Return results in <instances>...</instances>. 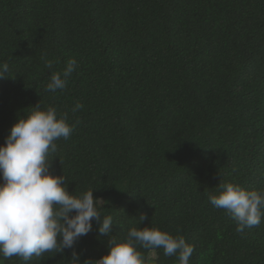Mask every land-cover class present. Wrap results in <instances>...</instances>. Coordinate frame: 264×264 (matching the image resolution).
Segmentation results:
<instances>
[{
    "label": "trees",
    "instance_id": "obj_1",
    "mask_svg": "<svg viewBox=\"0 0 264 264\" xmlns=\"http://www.w3.org/2000/svg\"><path fill=\"white\" fill-rule=\"evenodd\" d=\"M70 58L66 88L47 91ZM0 62V143L31 105L66 112L74 131L55 142L50 171L70 192L93 188L111 235L157 226L194 246L189 264H264V219L238 233L208 199L224 182L264 191V0H0ZM108 241L93 221L80 261ZM140 251L145 264H178Z\"/></svg>",
    "mask_w": 264,
    "mask_h": 264
},
{
    "label": "clouds",
    "instance_id": "obj_2",
    "mask_svg": "<svg viewBox=\"0 0 264 264\" xmlns=\"http://www.w3.org/2000/svg\"><path fill=\"white\" fill-rule=\"evenodd\" d=\"M77 66L70 58L60 71L53 70L46 90H64ZM45 67L53 62L45 59ZM9 65L0 62V79L8 77ZM83 108L77 103L73 113ZM68 114L55 106L31 105L17 115L4 142L0 143V257L21 258L25 264L45 253L71 250L73 264H83L77 242L93 230L96 221L100 236H108V249L87 264H145L143 249H162L175 256L178 264H189L194 246L183 235H172L157 226H132L126 234L111 235L113 217L102 215L104 200L94 197L93 188L69 191L63 174L50 171L57 140H67L74 131ZM211 205L223 209L236 221V232L261 224L264 219V191L246 189L238 183L224 182L208 194ZM145 219L140 215L138 222Z\"/></svg>",
    "mask_w": 264,
    "mask_h": 264
},
{
    "label": "rangeland",
    "instance_id": "obj_3",
    "mask_svg": "<svg viewBox=\"0 0 264 264\" xmlns=\"http://www.w3.org/2000/svg\"><path fill=\"white\" fill-rule=\"evenodd\" d=\"M152 258H153V256H152Z\"/></svg>",
    "mask_w": 264,
    "mask_h": 264
}]
</instances>
